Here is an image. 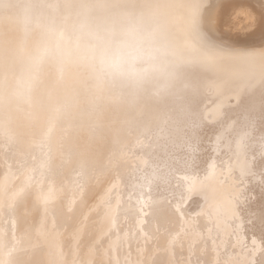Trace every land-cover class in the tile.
<instances>
[{
	"label": "bare ground",
	"instance_id": "6f19581e",
	"mask_svg": "<svg viewBox=\"0 0 264 264\" xmlns=\"http://www.w3.org/2000/svg\"><path fill=\"white\" fill-rule=\"evenodd\" d=\"M0 264H264V0H0Z\"/></svg>",
	"mask_w": 264,
	"mask_h": 264
}]
</instances>
